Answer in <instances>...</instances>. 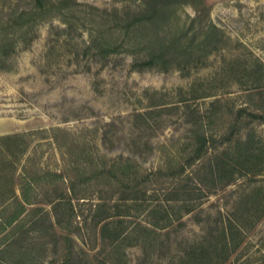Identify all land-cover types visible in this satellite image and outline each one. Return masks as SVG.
Returning a JSON list of instances; mask_svg holds the SVG:
<instances>
[{
  "label": "rangeland",
  "instance_id": "rangeland-1",
  "mask_svg": "<svg viewBox=\"0 0 264 264\" xmlns=\"http://www.w3.org/2000/svg\"><path fill=\"white\" fill-rule=\"evenodd\" d=\"M263 260L264 0H0V264Z\"/></svg>",
  "mask_w": 264,
  "mask_h": 264
},
{
  "label": "trees",
  "instance_id": "trees-1",
  "mask_svg": "<svg viewBox=\"0 0 264 264\" xmlns=\"http://www.w3.org/2000/svg\"><path fill=\"white\" fill-rule=\"evenodd\" d=\"M155 12H158V10L155 11ZM157 58L162 59V58H165V56H164V55H159V56H157V55H152V56H150V59H149V60H145L144 63H146V64L155 63V60H156ZM259 191H261V189H260V190H255V192H253V193H256V192H257V193L259 194ZM260 264H264V260H263Z\"/></svg>",
  "mask_w": 264,
  "mask_h": 264
}]
</instances>
